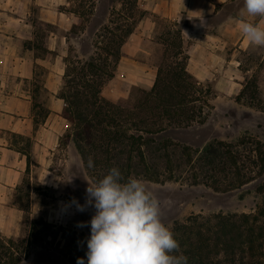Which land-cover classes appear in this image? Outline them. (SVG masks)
<instances>
[{"label":"trees","instance_id":"obj_1","mask_svg":"<svg viewBox=\"0 0 264 264\" xmlns=\"http://www.w3.org/2000/svg\"><path fill=\"white\" fill-rule=\"evenodd\" d=\"M166 24L169 30L160 35L162 49L149 90L139 88L118 100L102 96L104 85L115 75L121 47L136 26L127 27L119 36L116 55L111 53V47L107 48V54L116 59L113 69L108 59L98 53L89 61L77 59L70 67L66 64L59 97L65 102L63 115L72 127L85 169L94 181L110 168L118 167L125 177L160 183L177 178L187 168L194 175L204 173L203 179H209L214 189L227 191L262 177L264 142L248 137L235 145L215 141L203 150L201 166L197 167L192 164L188 148L159 138L168 130L205 124L213 109L210 89L188 70V50L178 23ZM247 90L248 85L238 101ZM36 107L40 118L48 116L41 104ZM180 150L184 160L174 164ZM89 157L93 168L88 167ZM156 160L165 163L160 166ZM256 192L264 197V180ZM172 230L188 264H264V199L253 213L190 216L175 223ZM27 256L24 240L0 235V264H21Z\"/></svg>","mask_w":264,"mask_h":264},{"label":"rangeland","instance_id":"obj_2","mask_svg":"<svg viewBox=\"0 0 264 264\" xmlns=\"http://www.w3.org/2000/svg\"><path fill=\"white\" fill-rule=\"evenodd\" d=\"M234 2L233 5H237L243 0ZM134 5L135 0H70V6L64 10L75 14L76 24L72 32L79 37L69 45L66 64L70 67V63L77 59L89 61L98 53L108 59L109 67L113 69L116 59L107 54V48L111 47V53L116 55L115 51L119 48L117 42L124 29L137 27L147 16L138 5ZM153 21L156 25L154 37L145 38L142 42L144 49L137 59L156 71L155 65L162 49L160 35L167 32L169 27L166 20L154 17ZM184 48L188 50L185 43ZM234 48L231 43L226 47V58L232 64H225L199 80L210 89V104L213 106L205 124L168 130L159 135L160 139L188 148L192 164L197 167L201 166L203 150L215 141L235 145L242 137H248L264 142V47L248 46L235 52ZM116 72L102 91L106 87L108 90L124 91V84L128 82L121 77L117 80L119 82L110 85L117 76ZM37 73L40 80L44 79L45 70L37 69ZM148 82L150 80L147 79L143 86L127 87V94L121 98L128 97L131 92L136 93L140 87L149 88ZM12 84L10 82L7 90H15ZM246 85L249 90L238 101ZM22 87L30 88L26 83ZM134 87L137 88L132 91ZM48 98L49 95L41 90L39 101L46 104ZM74 142L71 127L61 139L60 147L51 153L49 168L47 165L40 167L34 162L31 175L24 178L17 190L14 202L26 212L22 231L15 238L24 240V247L28 249V256L21 264H76L78 257H84L86 261V238L90 236V225L80 228L77 224L90 221L95 209L88 207L84 212H79L73 205L62 208L59 214L55 212L60 206H67L66 202L70 204L73 198L85 204L88 182L94 181L81 164ZM27 149L32 151V147ZM180 153L181 150L176 152L177 161L174 164L184 160ZM172 159L174 161V157ZM155 163L163 166L165 161L156 160ZM47 170L53 173L51 182L45 180ZM180 172L177 178L160 183L140 177L159 199L163 222L171 229L175 223H182L190 216L253 213L264 199L256 192V187L264 180V174L241 188L227 191L214 189L209 179H203L204 173L199 176V172H195L194 175L187 168Z\"/></svg>","mask_w":264,"mask_h":264},{"label":"crops","instance_id":"obj_3","mask_svg":"<svg viewBox=\"0 0 264 264\" xmlns=\"http://www.w3.org/2000/svg\"><path fill=\"white\" fill-rule=\"evenodd\" d=\"M234 1L237 2L138 0L139 8L147 16L121 47L117 76L110 85L119 82V77L128 83L124 84L123 92L106 87L102 95L118 100L125 97L127 87L143 86L147 79L150 86L142 89L152 88L156 71L137 56L144 49L145 38L154 37V17L178 23L188 46V70L198 80L225 64H232L226 58L230 43L235 46L234 52L252 46L238 25L243 3L233 5ZM69 6L70 0H0V235L3 237L17 238L22 231L26 212L17 206L14 197L24 178L31 175L34 162L49 168L51 153L60 147L61 139L70 130L63 115L65 102L59 97L69 45L79 37L72 32L75 14L64 10ZM37 69L45 70L44 79H39ZM10 82L15 90H7ZM25 83L30 88L24 89ZM41 90L49 95L46 104L38 99ZM36 104L48 110L46 118H40ZM80 161L84 166L82 157ZM46 173L45 180L51 182L53 173L51 170ZM62 208L66 206L55 212L59 214Z\"/></svg>","mask_w":264,"mask_h":264},{"label":"clouds","instance_id":"obj_4","mask_svg":"<svg viewBox=\"0 0 264 264\" xmlns=\"http://www.w3.org/2000/svg\"><path fill=\"white\" fill-rule=\"evenodd\" d=\"M238 25L250 45L264 47V0H243ZM88 167H94L91 157ZM73 205L79 212L95 209L90 221L77 224L90 225V236L86 261L78 257L76 264H188L175 233L163 222L159 199L143 179L112 167L88 182L85 204L73 198L66 207Z\"/></svg>","mask_w":264,"mask_h":264}]
</instances>
